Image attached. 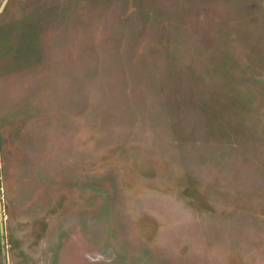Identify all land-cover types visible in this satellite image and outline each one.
Here are the masks:
<instances>
[{"label":"rangeland","instance_id":"rangeland-1","mask_svg":"<svg viewBox=\"0 0 264 264\" xmlns=\"http://www.w3.org/2000/svg\"><path fill=\"white\" fill-rule=\"evenodd\" d=\"M0 160L10 264H264V0H0Z\"/></svg>","mask_w":264,"mask_h":264},{"label":"crops","instance_id":"crops-1","mask_svg":"<svg viewBox=\"0 0 264 264\" xmlns=\"http://www.w3.org/2000/svg\"><path fill=\"white\" fill-rule=\"evenodd\" d=\"M1 162V160H0ZM0 174H1V163H0ZM1 180V178H0ZM2 183V182H1ZM3 233H2V252H3V264H10L11 261H9L8 258V252H7V236H6V222H5V216L3 213ZM54 220L49 221L51 226L54 223ZM54 230V229H52ZM76 227L74 229L70 230L67 229L68 232H75ZM64 232V231H63ZM73 232V233H74ZM70 233L71 236L68 238V241H72L76 244V242H80V238L77 235V232L75 234ZM84 236L83 241H87L89 243L90 241V234L87 232L80 233ZM53 235L55 236L52 240V244H55L57 247H53V245H49L50 243V235L47 237L45 234L42 235L43 239H41V244L39 245V252L35 255V263L36 264H92V247L91 243H89L88 247H84L81 245H77L74 248L66 247L63 249V247H58V242L60 241L61 232H58L54 230ZM63 242V241H62ZM63 249V250H62ZM33 257V255H32ZM29 263V262H28ZM27 263V264H28ZM26 264V263H24ZM29 264H34L33 262H30Z\"/></svg>","mask_w":264,"mask_h":264},{"label":"water","instance_id":"water-1","mask_svg":"<svg viewBox=\"0 0 264 264\" xmlns=\"http://www.w3.org/2000/svg\"><path fill=\"white\" fill-rule=\"evenodd\" d=\"M0 189H1V180H0ZM0 195H1V192H0ZM1 208H2V206H1ZM3 210L1 209V212H0V222H1V233H3V219H4V217H3V212H2Z\"/></svg>","mask_w":264,"mask_h":264}]
</instances>
